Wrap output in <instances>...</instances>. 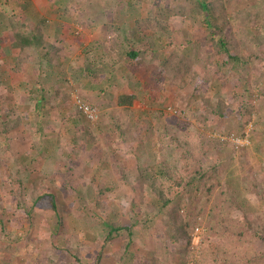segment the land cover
<instances>
[{"label": "rangeland", "instance_id": "obj_1", "mask_svg": "<svg viewBox=\"0 0 264 264\" xmlns=\"http://www.w3.org/2000/svg\"><path fill=\"white\" fill-rule=\"evenodd\" d=\"M224 1L228 11L237 12V19L227 23L224 32L221 33L224 37H228L229 33L236 41H243L244 46L240 50L239 59H237L239 50L235 47L231 48L230 54L235 56V62L223 66L213 61L211 57L218 50L216 44L209 38L213 35L215 39L218 38L214 25L207 26L202 21L200 13L196 14L194 11L177 13L174 8L175 0H89L87 2L83 0V8L86 9L83 12L75 11L78 13H74L75 18L66 8L60 7V14L54 12L52 10L54 0L32 3L37 13L46 18L42 28L43 33L52 35V29L55 24H58L57 20H67L73 29L71 28L64 35V43L69 46V49L67 50V46L66 50L61 51L64 56L60 57V61H56L57 66L50 68L48 81L46 75L41 76L45 74V71L37 77L39 69L34 67L26 72V67L22 66L24 68L21 71L6 74V77L11 76L12 86L0 88L2 89L0 100L4 102V105L9 102L17 104L19 110L29 108L30 111L27 112L28 116L24 118V121L41 119L42 116L39 112H32L33 102L20 87L23 82L30 85L35 83V79H39L45 86L48 82L46 96L48 97L50 92L55 99L52 100V105L47 104L49 114L42 117L46 130L40 135L29 134L23 126L5 133L0 131V241L4 246H10L8 250L0 251L3 257L0 260L1 264H48V252L59 254L57 258L60 260L54 264H113L112 255H108L109 247L102 251L100 261L97 263L101 241L84 232V229L94 222L102 225L101 220L114 219L112 210H116L122 225H128L133 217L132 214L139 213V221L133 229V232H136L133 248L139 244L151 250L157 238L165 237L168 260L160 256L162 263L160 259H157L158 264H165V261L168 264H179L182 258L189 264L208 262L209 259L201 260L198 256V250L205 246L206 217L197 218L196 225L199 226L200 232L197 234L191 232L192 241L189 252L197 262L192 263L191 257H183L176 252L177 246H182L184 241L177 243L171 241L170 235L163 230L159 218L156 217L152 220L153 222L140 220L141 212L144 218L145 204L135 202L138 199L137 194L132 196L133 201H128L131 189L128 190L129 186L123 182L120 175L112 173V169L114 172L117 167L134 163L137 160L135 156L139 153L138 160L150 166V169L155 171L160 166L159 147L163 144L161 140L164 135L158 133L156 128L149 131L146 129L147 124L141 122L137 130L140 135L142 133L139 143L114 141L110 133L105 130L99 131V124H105L109 117L120 112L115 97L119 94L133 93L137 81L145 83V87L141 98L138 99L141 101L138 102L136 99L134 107L147 109L149 100L164 104L168 121L172 126H179L176 129L180 134L188 136L193 142L197 135L205 138L202 142L203 146L208 148L211 164H216L225 188L233 192L248 211L264 210V199H258L255 195L248 193L245 187L246 181L252 177L264 182V169L252 172L253 174L248 171L249 168L258 169L264 160V28L253 19L259 14L261 17L264 16V0ZM34 9L17 7L10 12V16L17 22L15 26L17 32L25 30L29 24L32 29L36 27L35 20L23 23L20 21L25 14L35 16ZM76 18L81 20L80 24L75 23ZM248 18H251V21L246 22ZM139 20L144 21L145 24H140ZM159 21L163 22L164 27L156 26ZM246 30L250 35L245 32ZM244 33L247 34L242 36ZM107 36L114 39L115 46L111 45V47L103 43ZM1 38V44L7 46L12 34L10 31L4 32V37ZM133 50L137 52L134 57L129 54ZM220 55L225 56V54ZM168 59L172 60V65L185 64L190 72L186 76L191 73L196 74L195 83H185L181 86L182 88H177L171 80H166L167 72L165 73L164 66ZM242 63H245V66H242ZM147 65L159 74L156 86L151 80L149 72L151 70ZM12 66V56L0 50L1 80L6 78L2 71ZM61 69H63L62 72H60ZM224 74L229 81L227 84L222 83ZM186 76L179 75V78ZM256 76L259 82L258 87H252V83L257 79ZM237 77L249 82L248 88H250L246 89L244 81L237 83ZM63 78L66 80L68 95H62L64 82L61 80ZM13 86L19 88L20 100H9L11 97L9 90ZM101 87H106L107 92L103 93ZM233 88L232 92L235 93L236 99L231 96L226 98L231 108L226 110L224 116L212 117L206 124L189 116L192 111L201 113L203 108L213 107L223 101L222 93ZM111 92L113 94L108 96ZM82 96H86L87 104L95 108L94 121L87 120L88 123H86L85 114L83 115L77 107L76 99ZM246 98L249 100H244ZM245 101H249L252 105L250 112L243 106ZM0 115L3 119L5 118L3 111ZM152 120L155 121V118L153 117ZM82 131L87 139L80 144L76 163L73 165L70 161L62 160L50 166L48 160L54 159L52 155L54 151L53 148H49L50 144H61L58 151L63 153L62 146L65 141L72 142V138L80 137L79 133ZM38 139L42 141L41 143L49 141L45 150L49 153V159L45 157L47 162L36 156L33 161H29L28 154L32 153L33 144ZM141 143H144V150H140ZM107 146L110 148L108 150L114 151L112 155L106 150ZM99 149H101L100 154ZM67 152L65 151L64 154ZM157 153L158 155H154ZM178 155L180 158L186 156L183 153ZM17 166L21 170L18 176L24 181L28 193L33 190L32 183L38 185L39 196L44 192H50L37 200L30 215L26 213L24 207L16 206V197L10 192L8 172L10 170L13 173ZM72 179L74 180L71 182ZM161 181L167 195L170 197L180 195L181 186L174 185L168 179L161 178ZM79 182L80 188L77 192L70 190L71 184L77 187ZM101 182L104 186H109L105 193L99 192L100 189L97 188ZM51 194L52 199H56L53 209L48 204ZM182 196L193 198L194 191H187V194ZM97 200L100 203H97ZM38 204L44 206L40 208ZM128 209L130 211H126ZM180 209L179 213L184 217L188 206L181 203ZM53 210L58 212L61 218L58 222L55 216L52 219L49 217ZM163 213L165 216L167 209ZM71 215L84 219V229L79 233V238L84 240L85 245L81 249L82 257L79 262L73 255L68 258L64 256L68 248L67 244L72 248L71 254L77 245L76 240H72L69 236L73 229H70L69 233L65 231L61 233L64 228H73L74 222ZM48 218L51 220L49 221ZM51 222L57 224L56 231L50 225ZM172 227L173 224L169 228ZM66 233L68 235H65ZM122 239L118 235L110 241L111 245L118 249ZM208 247L213 252L209 245ZM253 249L264 250V240H257ZM214 262L228 264L225 261Z\"/></svg>", "mask_w": 264, "mask_h": 264}, {"label": "trees", "instance_id": "obj_2", "mask_svg": "<svg viewBox=\"0 0 264 264\" xmlns=\"http://www.w3.org/2000/svg\"><path fill=\"white\" fill-rule=\"evenodd\" d=\"M84 1L87 2L89 0ZM4 2L8 4L10 1L4 0ZM14 2L15 6L21 9H34L31 0H14ZM82 2L83 0H54L52 3V10L57 14H60L59 8H66L69 14L75 18V11L83 12V10L86 9L83 8L84 2ZM174 8L177 13H185L187 11H189L188 13H191L192 11L196 14L200 13L202 21L207 26L214 25V30L218 33V38L215 39L214 35L209 38L214 44H216L218 50L211 56L213 61L219 63L220 66L232 63L233 61L235 62V56L230 54V49L233 47L239 50V53H237V59H239L238 56L241 54L240 50H242L244 42L236 41V39L234 37L232 38L229 33L227 34L228 37H224L221 33L224 32V28L227 23L235 20V18L237 19V12L234 10L228 11L225 8L224 0H175ZM34 14L35 16L25 14L22 19L20 18V21L23 23L24 21L35 20L36 27H33L32 29L31 24H29L28 27L21 32H17L15 30L17 29L15 27L17 22L15 21V18H12V16H10L8 22L7 20L0 18V40L2 39V36L4 37V32L10 31L12 34V38L7 46L2 45L0 42V50H4V52L8 53L9 56H12L13 59V66L2 71L5 77L6 74L12 71H21L24 67H26L25 71L28 72L35 67L36 69H39L37 77H40L42 71H45V74H42L41 76L45 77L44 75H46V79L48 81V75L51 71L50 68L57 66L58 64L56 61H60V57L64 56L61 51L66 50V47L68 46L64 43V35H66V33H68L72 28L71 24L67 20H57L58 24H55L54 28L52 27V35H47L42 32L46 18H43L44 16H41V14L37 13L36 10ZM253 19L259 23L262 28H264V16L261 17L259 14ZM79 21L81 20L76 18L75 23H79ZM248 21H251V18H248L246 22ZM139 23L142 25L145 24L144 21L140 20ZM162 23V21H159L156 26L164 27V24L162 25ZM245 32L250 35L248 30ZM247 33H244L242 36H245ZM105 39H107V41L112 40L113 42L109 41L108 43ZM101 42L103 41L101 40ZM103 43L110 46H115L116 44L111 36L104 38ZM68 49L69 46L67 50ZM129 54L134 57L137 55V52L133 50L129 52ZM220 54H225V56L222 57ZM166 62L167 63L164 66L165 73L167 72L166 80H171L177 88H180L185 83H195L196 74L191 73V75L186 76L190 72L189 68L185 64L183 66L172 65L171 59H168ZM204 64H206V62H204ZM22 66L24 67L22 68ZM242 66H245V63H242ZM147 67L151 70L149 71L152 77L151 80L154 82V86H156L159 74L152 71L151 67L148 65ZM235 67L236 66H234V68ZM85 68L90 69L89 67ZM62 71L63 69L60 70V72ZM74 74H76V72H74ZM74 74L73 78H75ZM179 75H185L186 77L179 78ZM10 78L11 76H7L3 80L0 79V88L11 85L12 80ZM256 78L257 79L254 80V83H252V87H258V77L256 76ZM236 80L237 83L244 81L246 89L250 88H248L249 82L242 80L241 77H237ZM61 81L64 82V92H62V95H68L69 93L65 78ZM228 82L226 74H224L222 83L227 84ZM136 85L137 86L133 93L119 94L115 97V102L117 106L120 107V112L114 114L112 117H109V120L105 124H99V131L105 130V132L110 133L114 141L120 140L128 143L135 141L139 143L142 138V133L140 135L137 130L140 123L144 122L145 125L147 124V130L151 131V129L156 128L158 133H163L164 135L163 140H161L163 144L159 147V164L161 167L159 166L155 171L150 169V166L144 165L140 160H138L140 153L135 156L137 160L134 161V163L132 162L131 164L117 167L114 172L112 169V173H115L117 176L120 175L123 182L129 186L128 190L131 189V194L127 200L133 201L132 196L137 194L138 199L135 200V202L145 204V213L143 214L144 218L141 216V212L140 220L145 222L146 220L152 221L156 217L159 218L162 222L163 230L165 233L170 235L171 241L174 243L181 240L184 241L182 246H177L176 252L181 254L183 257H191L192 263H197L196 260L192 258V254L189 252L192 241L191 232L193 231V227L198 224L197 218L204 216L207 219L204 235L205 246L198 250V256L201 260L209 259L208 262L204 261V264H216L214 261H225L228 264H264V250L253 249V245L257 240H264V210L248 211L245 205L240 203V201L236 198L235 194L233 192H229L225 188L222 177L215 166L216 164H211L208 148L203 146L202 142H204L205 138L197 135L195 137V141L193 142V140H190L188 136L180 134L178 129H176L179 126H172L168 121L167 114H165L164 111V104L157 102L156 100H149L147 103V109L135 108L134 103L136 102V99L138 100L141 98L145 83L143 84L137 81ZM233 86H235V84ZM20 87L23 89V92L27 95L28 99L33 102L32 112H39L42 117L47 116L49 114L47 104L52 105V100H55L53 96H51L50 92L49 96H46L48 91V82L45 86L39 81V79H35L34 84L27 85V82H23ZM18 89L19 88L17 87L14 88V86L11 87L9 90L11 95L9 100H20V97H18ZM1 90L2 89H0V92ZM106 90V87H101V91L103 93H106ZM190 90H192V88H190ZM232 90H234V88L223 92V101L218 102L215 106L205 107L201 113L192 111L189 116L191 118L193 116V118L203 124H206L212 117L224 116L226 110L231 108V104L227 102L226 98L231 96L233 99H236V95L232 92ZM112 94L113 92L108 93V96H111ZM86 99V96H82V98H80V100H83L84 102H86ZM244 100L249 99L246 98ZM140 101L141 100H138V102ZM44 105L47 106L45 107ZM243 106L248 112L252 109V105L249 101H245ZM3 107L4 110H2ZM2 111L5 115L4 119L0 115V131L2 133L18 126H23V128L29 131V134L37 133V135H40L46 130V127L42 122V117L37 120L33 119L24 121V118L28 116L27 112L30 111L29 108L28 110H19L17 104H11L8 102L4 105V102L0 100V113ZM79 111L82 112L80 109ZM119 114L121 115L118 117ZM153 117L155 118V121L152 120ZM84 119L86 123H88L87 120L89 119L86 115H84ZM81 126H83V124H81ZM83 131L79 133L81 135L80 137H73L72 142L69 143L65 141L62 146L64 148L63 153L58 151L61 144L56 145V143H51L49 148H53L54 151L52 152V155L54 156V159L52 160L49 159V153L45 151L49 141L47 143H41L42 141L38 139V141L33 144L32 153L28 154L29 161H33L36 156L46 162L49 159L48 161L50 166L56 165L57 162L62 160L65 162L70 161L74 165L80 152V144L85 142L87 139ZM140 145V147H142L140 150H144V143H141ZM108 149L110 148L107 146L106 150L112 155L114 151H110ZM65 151H68L67 154H64ZM98 151L100 154L101 149ZM181 153L186 154V156L184 158H180L178 154ZM154 155H158V153ZM173 156L175 158H173ZM71 167L73 168V166ZM263 169L264 160H262L258 169L249 168L248 171L250 174H253L252 172L257 170L262 171ZM20 171L21 170H19L17 166L15 167V170H13V173L10 170L8 172L10 180L9 184H11L10 192L16 197V206L18 208L24 207L26 213L30 215V213L34 210L37 200H40L43 195L50 192H44L41 196H39L38 185L36 183H32L33 190H30L28 193L25 189L26 186L24 181L18 176ZM161 178L172 181L176 186H181L182 191L180 195L176 194L173 197L167 195ZM74 179H72L71 182ZM259 180L260 179L256 177H252L246 181L245 187L248 193L255 195L258 199H264V182ZM125 184H122V186H125ZM79 185L80 182L77 187L74 184H71L70 190L77 192L80 188ZM97 188L100 189L99 192L104 191L105 193V191L109 189V186H104V183L101 182ZM144 189L146 191L145 193ZM187 191H194V197L191 198L190 196H182L186 195ZM27 195H29L28 198H25ZM50 196L51 198L48 201V204L53 209V206L55 207L56 204V199H52V194ZM97 203H100V201L97 200ZM181 203L188 206V210L184 217L179 213L181 210ZM39 206L42 208L44 205ZM165 209H167V213L164 216L163 212ZM126 211H130V209ZM53 212L49 217L52 219L55 216L57 222L58 219L61 220L58 212H55L54 210ZM111 214L115 215L113 216L114 219L111 218L101 220L102 225L94 222L91 226L85 229L83 226L84 219L71 215V219L73 218L72 220L74 222L73 228H64L61 233H69L70 229H73L72 234L69 236L72 237V240H76L77 245L74 249L75 251L71 254L70 249L72 250V248L67 244L69 250L68 248L65 250L64 256L68 258L73 255L78 262L81 260V249L84 248L83 246L85 245V242L79 238V233L84 229V232L101 241V248L99 254L97 255V263L100 261L102 251H105L108 247L109 254L107 251L106 253L108 255H112L113 264H158L156 261L157 259H160V261L161 258L168 260V250L165 237H162L161 239L157 238L155 240L156 244H154L155 246L151 250L144 248L139 244L134 247L137 249L133 248V243L136 242V232H133V229L139 221L138 212L132 214L133 217L128 225L121 224V221L118 220L119 216L116 210H112ZM172 224L173 227L170 229L169 227ZM50 225H52L53 229H55L57 224H52L51 222ZM68 233L65 235H68ZM116 235H120L123 238L118 249H115L113 244L111 245L110 242L111 240L113 241V239L117 238ZM145 236L150 235L145 234ZM208 245L213 252L209 250ZM9 247L10 246L7 245L4 246L3 242L0 241V251L2 249L8 250ZM57 257H59V254L55 255L54 253L50 254L48 252V264H54V262L60 260ZM2 258L3 257L0 254V260H2ZM165 264H168L167 261H165ZM179 264H189V262L182 258L179 260Z\"/></svg>", "mask_w": 264, "mask_h": 264}, {"label": "crops", "instance_id": "obj_3", "mask_svg": "<svg viewBox=\"0 0 264 264\" xmlns=\"http://www.w3.org/2000/svg\"><path fill=\"white\" fill-rule=\"evenodd\" d=\"M6 1H10L8 4H6L4 2V0H0V18H3V20H7L10 18V12H12V10H14L15 8H17V6H15V2L14 0H6ZM42 0H31L32 3L35 2H41ZM4 5V6H3Z\"/></svg>", "mask_w": 264, "mask_h": 264}, {"label": "built area", "instance_id": "obj_4", "mask_svg": "<svg viewBox=\"0 0 264 264\" xmlns=\"http://www.w3.org/2000/svg\"><path fill=\"white\" fill-rule=\"evenodd\" d=\"M77 107L86 115L89 120L94 121L96 119V112L95 108H92L86 102L81 101L79 98L76 99ZM198 232V228H196Z\"/></svg>", "mask_w": 264, "mask_h": 264}, {"label": "clouds", "instance_id": "obj_5", "mask_svg": "<svg viewBox=\"0 0 264 264\" xmlns=\"http://www.w3.org/2000/svg\"><path fill=\"white\" fill-rule=\"evenodd\" d=\"M196 228H198V232H200V228H199V226H195L194 228H193V232H194V234H197L198 232L196 231Z\"/></svg>", "mask_w": 264, "mask_h": 264}]
</instances>
